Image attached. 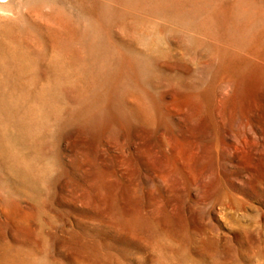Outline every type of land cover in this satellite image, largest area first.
Returning <instances> with one entry per match:
<instances>
[{
	"label": "rangeland",
	"instance_id": "obj_1",
	"mask_svg": "<svg viewBox=\"0 0 264 264\" xmlns=\"http://www.w3.org/2000/svg\"><path fill=\"white\" fill-rule=\"evenodd\" d=\"M0 264H264V0H0Z\"/></svg>",
	"mask_w": 264,
	"mask_h": 264
}]
</instances>
